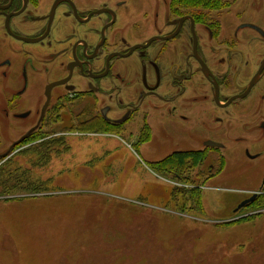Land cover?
Here are the masks:
<instances>
[{"label":"flooded vegetation","instance_id":"1","mask_svg":"<svg viewBox=\"0 0 264 264\" xmlns=\"http://www.w3.org/2000/svg\"><path fill=\"white\" fill-rule=\"evenodd\" d=\"M11 119L30 124L6 153L103 129L141 166L170 158L174 185L237 189L222 211L264 213V2L0 0L1 134Z\"/></svg>","mask_w":264,"mask_h":264},{"label":"rangeland","instance_id":"2","mask_svg":"<svg viewBox=\"0 0 264 264\" xmlns=\"http://www.w3.org/2000/svg\"><path fill=\"white\" fill-rule=\"evenodd\" d=\"M22 122L0 131V180L9 182L0 189V264H264V213L221 210L237 189L218 179L200 194L174 185L169 169L141 166L126 137L103 129L65 130L62 142L6 153ZM158 152L152 159L167 151Z\"/></svg>","mask_w":264,"mask_h":264},{"label":"trees","instance_id":"3","mask_svg":"<svg viewBox=\"0 0 264 264\" xmlns=\"http://www.w3.org/2000/svg\"><path fill=\"white\" fill-rule=\"evenodd\" d=\"M170 161V158H167V159H165L163 162H161V163H159V165H157V167H153V168H156V169H158L157 171H164V172H166V169L168 170V168H163V167H158V166H162V165H165L166 163H168ZM169 169H171V168H169ZM4 173V170L2 169V167H1V165H0V179H1V175ZM8 185H9V182H2V180H0V189H1V193L2 194H5V193H7L8 191H9V189H8ZM194 203L195 204H198V202H197V198L196 199H194Z\"/></svg>","mask_w":264,"mask_h":264},{"label":"water","instance_id":"4","mask_svg":"<svg viewBox=\"0 0 264 264\" xmlns=\"http://www.w3.org/2000/svg\"><path fill=\"white\" fill-rule=\"evenodd\" d=\"M24 139H25V137L24 138H22L21 140H19L16 144H18V143H20V142H23L24 141Z\"/></svg>","mask_w":264,"mask_h":264}]
</instances>
